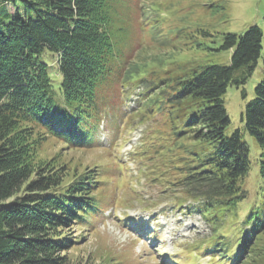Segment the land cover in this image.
<instances>
[{
	"label": "trees",
	"instance_id": "16d2710c",
	"mask_svg": "<svg viewBox=\"0 0 264 264\" xmlns=\"http://www.w3.org/2000/svg\"><path fill=\"white\" fill-rule=\"evenodd\" d=\"M128 1L0 0V264H81L68 256L78 240L73 228L101 210L100 203L110 193L101 190L97 196L95 191L106 187L104 179L118 175L125 179L120 172L126 163L113 153L115 140L107 146L111 158L103 175L89 171L65 183L61 165L39 164L36 154L46 137L63 140L69 148L101 145L98 125L116 134L120 122L129 121L123 113L120 81L126 61L121 60L124 26L132 5ZM262 40L257 24L239 33H223L220 48L231 50L228 64H209L170 84L151 86L162 96L158 100L153 96L156 108L149 111L168 116L174 126L158 130L150 142L142 137L131 150L145 178H156L160 167L174 168L173 180L161 179L171 190L162 189L159 199L180 208L189 200L188 210L195 208L212 221L211 234L188 249L203 247L214 264H241L264 231V76L241 113L244 131L258 145L254 160L259 187L240 216L243 223L237 225L235 236L219 231L228 217L238 219L239 203L249 198L244 183L253 167L242 131L224 134L230 119L223 94L229 84L247 81L261 55L264 70ZM45 48L56 55L59 91L41 58ZM242 96L246 97L244 89ZM182 103L196 108L187 112ZM187 134L198 142L199 150L187 149V157L177 155V147H183L177 143ZM163 153L177 156L167 160L172 166L158 158ZM111 169L116 173L108 176ZM117 198L114 193L105 203Z\"/></svg>",
	"mask_w": 264,
	"mask_h": 264
},
{
	"label": "rangeland",
	"instance_id": "374dc122",
	"mask_svg": "<svg viewBox=\"0 0 264 264\" xmlns=\"http://www.w3.org/2000/svg\"><path fill=\"white\" fill-rule=\"evenodd\" d=\"M133 2L134 0L128 1L132 5L127 10L128 16L124 26L127 29L122 39L124 45L121 60L126 61L123 63L125 69L121 75L124 79L120 80L125 98L123 113L128 114L129 121L126 122L125 129L116 134L115 132L108 134L101 130V125H98L97 134L101 145L87 149L69 148L63 140L46 137L39 145L36 160L42 165H61L60 172L63 173L64 183L74 177L78 178L80 174H89V171L99 176L103 175L101 173L105 172V166L109 168L111 158L107 146L113 140L117 139L119 144L113 152L115 154L117 151L128 149V141L139 139L137 145H140L142 137H145L144 140L150 142L158 130L174 126L168 116H163L161 112L152 114V111H149L156 108V105L151 103L153 96L157 100L162 96L158 89L151 90V86L170 84L190 70L209 64H228L231 50L220 48L223 33H239L249 25L257 24L263 31L264 48V0H136L135 5ZM9 7L12 8L10 4ZM41 58L47 64V72L54 88L59 91L61 77L56 55L45 48ZM262 67L261 55L247 81L240 86L229 84L223 94L224 105L230 119L224 134L229 135L236 128L242 131L243 139L249 144L253 165L244 183L249 190V198L239 203L238 219L228 217L219 228L221 233H229L231 237L235 236L237 225L243 223L242 214L247 210L259 187L254 160L258 145L256 140L244 131L241 113L245 102L254 95V86L264 76ZM164 88L166 87L162 89ZM242 89L246 92L245 98L242 96ZM146 93L149 94L144 97ZM194 105L182 103L180 107L185 106V111L191 112L192 108H196ZM187 115L188 113H185V118ZM165 121H169V124L167 122V125H164ZM175 122V125L182 127L177 120ZM177 144L183 145L177 147L180 149L175 151L177 155L180 152L179 155L187 157L189 156L186 153L187 149L195 152L199 150L198 142L189 134L182 137ZM171 154L163 153L158 155V158L163 161L172 157L177 158ZM153 159L157 161V157ZM170 163L167 161L168 165ZM172 165L173 163L169 166ZM162 169L163 167H160V173L156 178L155 176L145 178L143 170L138 172L137 165L130 161L125 166V171L120 172L125 176L124 180L119 175L104 179L106 187L96 190V195L98 196L101 190H106L104 193H110L106 197L109 200L110 196L116 193L118 202L111 205L108 201L105 208L103 203L107 200L100 203L103 209L98 214L87 217L89 222L85 225L73 228L74 239H78L68 250V256L73 262L159 264L176 256L184 260L187 243L211 234L212 221L205 219L196 209L192 212L174 210L157 213L155 218L153 217L165 201H160V191L171 190V187L166 186L161 179L171 181L174 179L173 175H176L172 167ZM109 173L108 176L116 172L111 169ZM185 203L191 204L189 200ZM123 210L133 219L132 225L127 226V222L123 220ZM139 221H145L148 225L145 228H149L151 232H145L143 235L138 232L134 227ZM253 247L252 252H246L243 256L241 264H264V231L262 236L253 242ZM207 259L208 255L201 253L192 264H209L205 263ZM182 260L174 264H185Z\"/></svg>",
	"mask_w": 264,
	"mask_h": 264
}]
</instances>
